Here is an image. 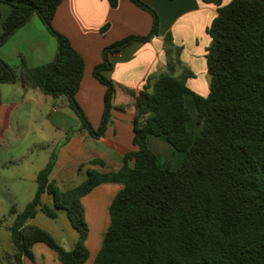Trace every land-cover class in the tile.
Returning a JSON list of instances; mask_svg holds the SVG:
<instances>
[{
	"label": "trees",
	"instance_id": "1",
	"mask_svg": "<svg viewBox=\"0 0 264 264\" xmlns=\"http://www.w3.org/2000/svg\"><path fill=\"white\" fill-rule=\"evenodd\" d=\"M202 1L218 7L207 30L212 39L206 54L208 96L187 87L192 73L184 68L181 48L168 33V70L149 77L143 90H124L135 99L136 150L126 154L118 171L89 168L86 179L66 191L50 179L58 159L54 151L37 174L33 200L21 212L15 207L10 211L13 254L6 257L8 263L34 260L33 247L43 243L61 264H85L90 257L85 245L89 229L82 200L100 185L118 184L122 189L110 205V224L94 264H264V0H229L226 5L225 0ZM62 2L0 0L11 8L4 20L0 11V47L35 16L58 42L54 60L35 68L23 60L16 70L0 56V105L1 86L20 82L63 99L80 119L81 129L100 138L112 110L127 107L116 104L119 88L104 75L111 68L110 56L158 36L160 16L144 0H131L151 15L152 28L146 36H128L104 49L103 62L94 69L95 78L106 87L102 121L95 129L77 100L85 61L53 26ZM110 4L116 8L118 0ZM177 68L184 69L183 76H175ZM187 94L194 97L202 125L196 136L187 125ZM149 136H165L176 151L186 153L177 170L159 165L148 145ZM44 195L53 198L54 207L44 203ZM58 211L65 212L78 233L73 249H65L47 231L28 224L39 212L56 220Z\"/></svg>",
	"mask_w": 264,
	"mask_h": 264
},
{
	"label": "crops",
	"instance_id": "2",
	"mask_svg": "<svg viewBox=\"0 0 264 264\" xmlns=\"http://www.w3.org/2000/svg\"><path fill=\"white\" fill-rule=\"evenodd\" d=\"M144 2L159 13L160 33L148 43L134 42L119 54L110 56L111 68L106 70L104 75L119 88L116 104L127 107L125 110H112L103 137L94 138L88 131L82 130L81 123L67 110L63 99H54L39 89L27 88L20 82L1 86L0 134L10 126L15 116L19 125L23 118H28L30 124L37 125L34 112H38L46 121L47 129L68 135L69 139L64 147L62 146V151L58 152L56 165L50 175L51 181H55L63 191L81 184L86 179L89 168L102 173L118 171L126 154L136 150L133 145L137 116L135 99L124 90H143L149 77L168 70L169 58L165 51V37L168 33L172 34L175 45L181 48V63L192 73V76L186 79L187 87L203 97L208 96L210 92L206 54L212 39L207 30L218 15V7L202 0H144ZM228 3L229 0L224 1V5ZM0 11L4 20L11 8L0 3ZM53 26L71 41L85 61L84 78L77 100L92 126L98 129L104 113L106 87L95 78L94 69L103 62V51L112 43L128 36L148 35L152 28V17L131 0H118L116 8L111 7L110 0H63L55 14ZM2 33L1 22L0 36ZM57 49V39L47 30L39 17L35 16L0 47V56L16 70H20L23 60L30 68L52 62ZM183 74V68L176 69L175 76L181 77ZM185 104L190 113L188 128L196 136L202 125L199 127L194 97L190 94L185 95ZM47 109H50V114L45 116ZM74 123L77 129L72 131ZM43 136L44 139L39 141L40 146L49 151L51 158L54 150L50 149V146L57 144V139L47 138L45 134ZM147 141L162 168L175 171L182 165L186 153L176 151L165 136H149ZM30 150L28 147L19 158L27 156ZM93 160H102L104 164L90 165L89 162ZM39 171L35 173L36 177ZM34 182L36 183V179ZM121 189L122 186L118 184H103L88 196L96 193L103 196L108 194L109 209ZM88 196L82 200L85 209L87 207L84 201ZM43 201L54 207L51 196L44 195ZM62 213L65 214L58 211V218ZM40 214L44 215L39 212L28 224H32ZM52 255L53 260L56 259L60 263L55 252L52 251ZM28 261L38 263L35 259H24V264Z\"/></svg>",
	"mask_w": 264,
	"mask_h": 264
},
{
	"label": "rangeland",
	"instance_id": "3",
	"mask_svg": "<svg viewBox=\"0 0 264 264\" xmlns=\"http://www.w3.org/2000/svg\"><path fill=\"white\" fill-rule=\"evenodd\" d=\"M67 110L81 123L70 107ZM49 114L50 109L45 110V116ZM34 116L37 118V125L30 124L28 118H23L19 125L15 116L10 126L0 134V264H10L6 261V257L13 254L9 227L14 217L10 215V211L12 207H15L18 212H21L33 200L37 191V184L34 182L35 173L45 167L50 159L49 151L42 149L39 141L44 139V134L52 140L57 139V144L51 145L50 149L59 152L68 140L66 133L47 129L46 121L38 112H34ZM76 129V124H72V131ZM35 142L37 144H33ZM28 147L31 149L30 153L24 158H19V155ZM109 197L108 194L103 196V194L96 193L88 196V199L84 201L87 207L85 209L87 210L86 224L89 229L85 245L90 252V257L85 264H94L108 229L110 218L107 202L110 200ZM31 225L47 231L67 250L73 249L78 241V233L64 213L56 220L48 219L40 214ZM36 246L32 251L37 264H60L56 259L53 260L52 251L46 245ZM27 264L34 263L28 261Z\"/></svg>",
	"mask_w": 264,
	"mask_h": 264
}]
</instances>
